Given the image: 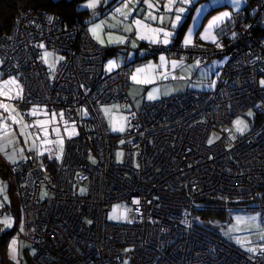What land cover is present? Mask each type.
<instances>
[{
	"label": "built area",
	"instance_id": "built-area-1",
	"mask_svg": "<svg viewBox=\"0 0 264 264\" xmlns=\"http://www.w3.org/2000/svg\"><path fill=\"white\" fill-rule=\"evenodd\" d=\"M225 31L232 37L217 45L157 44L108 71L107 48L83 24L18 13L0 36V74L20 86L18 108L62 113L81 131L60 156L51 148L12 167L28 264H264V240L250 255L194 218L248 201L264 213V0L233 13ZM43 49L63 57L55 69ZM222 55L211 91L128 110V74L150 57L205 65ZM113 104L126 114L122 137L109 133L101 108ZM248 109L255 120L239 134L230 124ZM116 204L120 221L110 223Z\"/></svg>",
	"mask_w": 264,
	"mask_h": 264
},
{
	"label": "crops",
	"instance_id": "crops-1",
	"mask_svg": "<svg viewBox=\"0 0 264 264\" xmlns=\"http://www.w3.org/2000/svg\"><path fill=\"white\" fill-rule=\"evenodd\" d=\"M248 2V0H240L237 5L233 0H189L187 3H183L182 0H173L169 7V0H98L95 7H88L84 1L81 3L80 9L86 11L83 21L86 23L93 41L101 47L118 50L115 54L108 55L105 60V69L108 70L107 66L110 62H115L116 67L112 69L115 70L119 65L132 58L144 56L153 45L168 46L174 41H177V44L185 45L184 41L190 32L191 43L185 46L217 45L221 38L230 39L232 32L225 31L223 33L224 26L229 23L232 14L246 8ZM149 4L152 7H149ZM118 8L128 13L127 19L116 11ZM180 8H183L184 11H177ZM225 12L229 15L209 29V24ZM177 16L180 17L178 21L176 20ZM152 17H156V19L154 20ZM137 20L148 27L138 29L135 24ZM185 22L182 34L177 37L180 27ZM173 24L176 26L172 27ZM96 25H100V28L97 29L94 36L90 29ZM149 29L170 32L168 43L163 42V31L157 36ZM206 35L207 38H204ZM141 36L144 38L141 39ZM117 38H121L123 42H118ZM153 40L157 42H153ZM161 57L152 56L147 63L136 66L129 72L127 77L128 95L131 101L128 105L129 111L138 109L144 102H153L174 94L179 95L189 91H211L215 83V74L226 60V57L222 55L211 58L205 65H198L194 61L165 56H163L165 60L162 63ZM173 61L177 63L176 68L172 67ZM138 69L143 71L138 73ZM134 75L141 81L140 83L132 79ZM11 80V78L0 74V93H3L0 94V104L7 105V110L8 106L17 105V100L21 96L20 86L17 83H8ZM145 80L147 82H144ZM154 90L156 98L148 99L149 94ZM4 111L5 108L0 107V124L7 122L8 117ZM21 161L23 160L12 161L0 148V163L4 168L10 169ZM0 189H3L0 191V211H4V214L0 216V221L5 219L10 221V226L0 223V240L2 238L5 242L4 247L0 249V258L13 264L5 251H11L12 241L15 240V249L18 254L17 240L18 236H21L18 233L21 219L19 196L12 174L0 171Z\"/></svg>",
	"mask_w": 264,
	"mask_h": 264
},
{
	"label": "rangeland",
	"instance_id": "rangeland-1",
	"mask_svg": "<svg viewBox=\"0 0 264 264\" xmlns=\"http://www.w3.org/2000/svg\"><path fill=\"white\" fill-rule=\"evenodd\" d=\"M87 1L89 0H86V4L88 5L89 2ZM45 52L49 51L43 49L40 53L41 59ZM60 57L52 53L47 58L48 63L44 62L46 67L50 70L55 69L61 60L59 59ZM50 64L54 65V67L50 68ZM261 86L264 85L261 84ZM101 108L109 133L112 136L122 137L125 134V114L116 105H104ZM105 109H108V111L105 112ZM34 111L35 114H33ZM4 112L8 118L7 122L0 124V148L2 152L7 154L9 159L15 162L26 160L34 155L42 156L48 153L51 148H56L57 154L60 156L64 149L65 139L76 137L79 134L77 124L70 122L63 116L59 121L57 114L45 107H28L20 110L17 105L12 104ZM22 114L28 115L29 121L24 119ZM13 117L18 123L13 122ZM255 117V111L248 109L231 122L230 128L236 130L235 121L238 119L242 120L247 124V129L243 132L244 134L252 126ZM24 124H27L28 127L23 128ZM121 125L124 126V131L112 130L113 126L119 128ZM31 127L37 128V135L32 134ZM22 131L23 135L21 134ZM61 141L62 144L60 143ZM241 207V209L232 210L225 214H204L198 211L195 213L194 218L200 227L214 232L224 240L251 255L253 251L249 249L253 250L256 243L264 240L261 238L264 235V213L253 209L255 203L250 201L243 203ZM120 210L119 204L112 206L111 210L107 213V221L110 223L120 221ZM18 233L19 235L21 234L17 240L18 254L15 252V258H13L12 251L5 252L13 264H28L33 256V248L22 236V227H19Z\"/></svg>",
	"mask_w": 264,
	"mask_h": 264
},
{
	"label": "trees",
	"instance_id": "trees-1",
	"mask_svg": "<svg viewBox=\"0 0 264 264\" xmlns=\"http://www.w3.org/2000/svg\"><path fill=\"white\" fill-rule=\"evenodd\" d=\"M84 1L86 0H0V36L5 35L9 32L19 12H45L59 18L62 25L66 27L72 26L75 23L83 24L87 27L86 23L83 21L86 11L80 9V5ZM248 1V8H252L255 5V0ZM185 24L186 22L183 26L180 27L177 37H180V35L182 34ZM176 42L177 41H174V43ZM117 51L118 50L115 48H107V56L115 54ZM29 119L30 118L28 116L26 120L29 121ZM78 130L79 134L77 136L81 134L79 127ZM12 167L10 169L4 168L0 163V171H6V173L12 174ZM4 243L5 242L1 238L0 249L4 247ZM0 263L10 264L8 262H5L1 258Z\"/></svg>",
	"mask_w": 264,
	"mask_h": 264
},
{
	"label": "snow or ice",
	"instance_id": "snow-or-ice-1",
	"mask_svg": "<svg viewBox=\"0 0 264 264\" xmlns=\"http://www.w3.org/2000/svg\"><path fill=\"white\" fill-rule=\"evenodd\" d=\"M98 2V0H90L89 4H88V7H95L96 6V3ZM173 2V0H169V7L171 5V3ZM183 3H187L189 2V0H182ZM233 2L235 4H239L240 3V0H233ZM149 7H152L151 4L148 5ZM127 7V4L125 5V8ZM117 12H119L122 16H124L125 19H127V16H128V13H126L123 9H120L118 8L116 10ZM177 11L179 12H183L184 9L183 8H180V9H177ZM229 14L227 12H225L222 16H218L216 17L210 24H209V29H211L213 27V25H215L217 22L223 20L225 17H227ZM154 20L156 19V17H152ZM162 19V18H161ZM180 19L179 16L176 17V20L178 21ZM135 24L138 26V29L139 28H147L148 26L145 25V24H142L141 21L137 20L135 21ZM176 25L173 24L172 27H175ZM100 28V25H96L94 28L90 29V31L93 33V35L95 36L96 35V31L97 29ZM130 30V29H129ZM151 32H153L154 34H156L157 36L159 35L160 32H162L163 30L161 29H149ZM163 36H164V40L163 42L164 43H168V38L171 36V33L170 32H167V31H163ZM141 39H143L144 37L141 36L140 37ZM204 38H207V35L204 37ZM117 41L118 42H123V40L121 38H117ZM153 42H157L156 40H153ZM185 45H188L191 43V32L189 33L188 37L185 39L184 41ZM135 46V45H133ZM41 48L44 47L43 44L40 45ZM52 55V53H49V52H45L42 59L44 60V62L47 64L48 63V57H50ZM59 59H63V57H60ZM161 62L163 63L165 58L162 56L161 58ZM50 68H53L54 65L50 64L49 65ZM108 70L111 71L114 67H116V64L115 62H110L108 64ZM151 67V66H150ZM172 67L173 68H176L177 67V63L175 61H173L172 63ZM143 71L142 69H138L137 72H141ZM132 79L134 81H136L137 83H140L141 81L137 79V76H133ZM144 82H147L146 80ZM8 83H16L15 80H11V81H8ZM261 84L264 85V81H261ZM0 94H3V93H0ZM156 98V95H155V90L153 93H150L149 96H148V99L152 100V99H155ZM0 107H3L5 108V110H7V105H2L0 104ZM108 109H105V112H107ZM33 114H35V111L33 112ZM249 115H251V113H249ZM63 114L61 113V118H62ZM13 122L14 123H18V121L15 120V118L13 117ZM28 125L27 124H24L23 125V128H27ZM235 128H236V131L243 134L244 131H246L247 129V124L244 123V121L242 120H236L235 121ZM113 131H124V126L121 125L119 128L113 126L112 128ZM58 132V130H57ZM21 134L23 135V131L21 132ZM62 144V141L60 142ZM209 143H211V141H209ZM118 157L121 155L120 153L117 154ZM0 191H3V189H0ZM83 191V190H82ZM136 203H139L138 201H136ZM131 222V221H129ZM0 223H4L6 226H10V221H8L7 219H5L4 221H0ZM89 223H91V221H89ZM262 239H264V235H262L261 237ZM15 244H16V241L13 240L12 241V248H11V251L13 253V258H15V252H16V249H15ZM250 251H253L252 249H249ZM128 251V250H126ZM125 264H127V262H125Z\"/></svg>",
	"mask_w": 264,
	"mask_h": 264
}]
</instances>
